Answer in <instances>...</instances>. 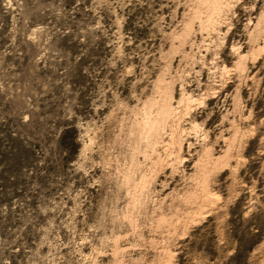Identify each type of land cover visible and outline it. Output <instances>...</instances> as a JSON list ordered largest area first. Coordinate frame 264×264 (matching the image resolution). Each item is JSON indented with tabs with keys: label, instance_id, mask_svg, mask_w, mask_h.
I'll use <instances>...</instances> for the list:
<instances>
[{
	"label": "rangeland",
	"instance_id": "obj_1",
	"mask_svg": "<svg viewBox=\"0 0 264 264\" xmlns=\"http://www.w3.org/2000/svg\"><path fill=\"white\" fill-rule=\"evenodd\" d=\"M0 264H264V0H0Z\"/></svg>",
	"mask_w": 264,
	"mask_h": 264
},
{
	"label": "trees",
	"instance_id": "obj_2",
	"mask_svg": "<svg viewBox=\"0 0 264 264\" xmlns=\"http://www.w3.org/2000/svg\"><path fill=\"white\" fill-rule=\"evenodd\" d=\"M250 242V241H249ZM248 243V242H247ZM247 248H248V244H247ZM236 254V253H235Z\"/></svg>",
	"mask_w": 264,
	"mask_h": 264
},
{
	"label": "bare ground",
	"instance_id": "obj_3",
	"mask_svg": "<svg viewBox=\"0 0 264 264\" xmlns=\"http://www.w3.org/2000/svg\"><path fill=\"white\" fill-rule=\"evenodd\" d=\"M159 122V121H158Z\"/></svg>",
	"mask_w": 264,
	"mask_h": 264
}]
</instances>
